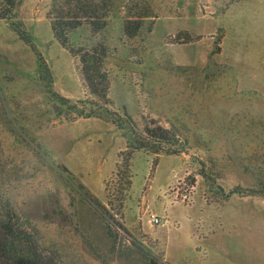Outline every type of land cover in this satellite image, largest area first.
Returning <instances> with one entry per match:
<instances>
[{"label":"rangeland","instance_id":"374dc122","mask_svg":"<svg viewBox=\"0 0 264 264\" xmlns=\"http://www.w3.org/2000/svg\"><path fill=\"white\" fill-rule=\"evenodd\" d=\"M129 1L69 38L105 46L106 106L51 0L17 9L31 44L0 19V192L58 264H264V0H144L132 38Z\"/></svg>","mask_w":264,"mask_h":264},{"label":"trees","instance_id":"16d2710c","mask_svg":"<svg viewBox=\"0 0 264 264\" xmlns=\"http://www.w3.org/2000/svg\"><path fill=\"white\" fill-rule=\"evenodd\" d=\"M22 0H0V19L11 20V28L21 40L31 44L29 36L13 22ZM113 0H51L47 19L54 38L71 54L79 58L81 72L90 94L103 105H108L109 80L104 69L107 51L104 45L98 43L91 48L73 51L70 35L82 26H89L93 32L103 30L109 23L113 12ZM124 17L123 29L128 38L135 37L148 18V7L144 0H130ZM134 10V11H133ZM142 10V12H141ZM96 114V112H91ZM148 140L164 139L167 131L161 127L154 130L145 128ZM145 139V138H144ZM146 149L147 144L139 141L136 147ZM162 152V149L155 150ZM129 158V156H128ZM1 165V164H0ZM125 165V166H123ZM122 166L124 171L121 172ZM117 174L122 173L125 180V190L130 185L129 166L126 161L119 166ZM2 168L0 166V175ZM0 264H58L56 258L45 252L39 245L34 232L25 226L10 201L0 192Z\"/></svg>","mask_w":264,"mask_h":264},{"label":"built area","instance_id":"2783aa9c","mask_svg":"<svg viewBox=\"0 0 264 264\" xmlns=\"http://www.w3.org/2000/svg\"><path fill=\"white\" fill-rule=\"evenodd\" d=\"M149 220L155 224L161 223L162 221V219L154 213H149Z\"/></svg>","mask_w":264,"mask_h":264}]
</instances>
